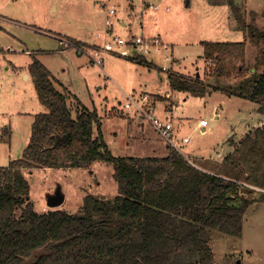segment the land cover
<instances>
[{
	"label": "rangeland",
	"instance_id": "obj_1",
	"mask_svg": "<svg viewBox=\"0 0 264 264\" xmlns=\"http://www.w3.org/2000/svg\"><path fill=\"white\" fill-rule=\"evenodd\" d=\"M137 1L0 0V15L6 19L0 21V166H8L23 156L35 115L46 111L33 78L25 77L33 58L27 52L30 50L69 92L77 95L82 105L97 109L104 140L115 156H166L169 152L170 143L152 124L125 107L128 97L138 99L144 91L157 105L156 113L161 118H166L164 107L175 104L174 123L183 121L177 134L181 138L192 136L189 144L178 142L181 152L203 165L193 155L203 150L213 161L210 169L224 171L215 166H219L221 160L223 164L224 157L234 150L231 142L237 144L263 119L264 115L257 114L259 104L219 90L206 96L178 93L168 98L167 93L172 94L168 73L175 71L191 77L199 74L214 87L235 84L238 78L219 81L210 76L212 63L204 58L202 42L247 41L246 64L254 71L253 66L263 57L264 41L254 44L237 27L229 0ZM145 1L158 4L160 9L148 7L145 10ZM233 1L242 7L249 23L255 22L264 29V0ZM110 8L116 10L112 36L132 39L140 34H161L168 48L153 50L146 56L154 66L150 68L135 62L131 57L139 53L129 45L124 48L130 58L124 51L115 49V52L105 53L104 63L93 62L90 55L112 40L110 34L106 35L105 23ZM60 39L66 41V45H62ZM75 39L85 41L84 52L68 46ZM184 96L188 97L187 101ZM71 103L74 108L78 106L74 98ZM215 108H218V119L214 118ZM201 118L210 122L206 133L194 129ZM113 173V164L95 162L88 168H37L26 171L25 175L37 211L50 209L48 197L60 189L65 200L58 208L77 212L87 194L107 198L118 195ZM245 187L242 200L256 201L245 214L242 235L210 231L215 264H264V191ZM238 203H242L240 198Z\"/></svg>",
	"mask_w": 264,
	"mask_h": 264
},
{
	"label": "trees",
	"instance_id": "obj_2",
	"mask_svg": "<svg viewBox=\"0 0 264 264\" xmlns=\"http://www.w3.org/2000/svg\"><path fill=\"white\" fill-rule=\"evenodd\" d=\"M229 4L237 27L254 44L263 42L264 29L249 23L233 0ZM202 44L212 63L210 76L238 82L214 87L199 74L171 71V89L245 97L264 115V53L251 71L247 41ZM70 45L82 49L86 43L75 39ZM32 56L28 68L46 111L35 115L23 156L0 166V264H215L210 231L240 237L245 214L256 201L242 200L243 183L264 189V117L225 156L224 171L210 170L212 165L198 164L172 146L166 156L117 157L104 140L97 109L82 105ZM131 58L154 66L144 55ZM95 162L113 164L116 197L87 194L77 212L35 209L26 171L88 168Z\"/></svg>",
	"mask_w": 264,
	"mask_h": 264
},
{
	"label": "built area",
	"instance_id": "obj_3",
	"mask_svg": "<svg viewBox=\"0 0 264 264\" xmlns=\"http://www.w3.org/2000/svg\"><path fill=\"white\" fill-rule=\"evenodd\" d=\"M149 8H153L155 10L160 9L158 4L150 2L148 4ZM168 10V8H167ZM116 14V10L114 8H110L107 11L105 23L107 27L106 35H111L112 40L107 41L102 48L96 49L91 58L93 62L104 63V55L108 51L115 52V49L119 51L125 52V46L129 45L133 50L137 51L139 54L147 56L150 55L153 50H160L161 48H168L159 36L149 37L143 34L135 35L132 39L120 37V36H112L113 35V16ZM142 27V26H141ZM62 45H66V41L61 40ZM70 42L68 43L69 46ZM9 49H13L12 47L8 46ZM82 52V49H80ZM127 55L128 53L125 52ZM163 69L166 70L167 67L163 66ZM167 97H172L171 94H167ZM157 105L153 100H150L149 96L144 94L140 98H133L128 97V102L125 104V107L130 110H134L138 113L140 119L148 121L152 124L155 130L170 143V146L180 150L178 147V142L180 140L183 141L185 144H189L192 141V136H185L181 138L175 133L174 125L171 121L167 118H161L157 112ZM210 122L207 118H201L198 120L196 130L201 131L202 133H206L209 129ZM244 186H250L253 189H258L264 191V189L253 186L249 183H243Z\"/></svg>",
	"mask_w": 264,
	"mask_h": 264
},
{
	"label": "crops",
	"instance_id": "obj_4",
	"mask_svg": "<svg viewBox=\"0 0 264 264\" xmlns=\"http://www.w3.org/2000/svg\"><path fill=\"white\" fill-rule=\"evenodd\" d=\"M137 2H139V0L137 1ZM150 2H152V1H145L144 2V7H145V10L148 8V4L150 3ZM5 21L6 19L3 17L2 18V15H0V21ZM123 25H127L126 24V22L124 21L123 22ZM142 27H143V25H142ZM147 36V35H146ZM149 37H155V36H159L160 38H161V40L166 44V45H168L164 40H163V38H162V36H161V34H158V35H148ZM60 41H61V39H60ZM81 41H83V40H81ZM85 42V41H84ZM86 42H88V41H86ZM95 44H97V43H95ZM11 47V46H10ZM62 48H64L63 46H62ZM68 48V47H67ZM67 48H64V49H67ZM28 53H30L31 55H32V52L30 51V50H28L27 51ZM82 52H84V51H82ZM91 56V55H90ZM126 57H128V58H130L129 57V53H128V55H125ZM32 62V61H31ZM136 62V61H135ZM29 67V66H28ZM13 68H16V66H14ZM169 75V74H168ZM25 77L28 79V78H31L32 76H31V74H30V71H29V68H27L26 70H25ZM168 79V78H167ZM168 83H169V81H168ZM171 89V88H170ZM171 92H172V94L171 93H167V94H171L172 96H175L176 97V95L178 94V93H183L184 95H185V93H187V92H179V91H175V90H172L171 89ZM145 94V93H147V92H141V94ZM154 94V93H153ZM190 94V93H189ZM75 96H77V95H75ZM184 101H187V99H188V97H185L184 96ZM79 102L82 104L83 102L82 101H80L79 100ZM87 107V106H86ZM157 107V106H156ZM174 107H175V104L174 103H172V105H170V106H168V105H166V107H164V112H165V114H166V118L169 120V121H171L172 123H173V125H174V129H175V133L177 134L178 132V130H177V128H179V130H180V127H181V124H183V121H180L179 123H177V124H175L174 123V113H175V110H174ZM88 108V107H87ZM90 109V108H89ZM96 109V108H95ZM92 110V109H91ZM218 108H215V110H214V118L215 119H218L219 118V113H218ZM160 116V115H159ZM197 123H198V121H197ZM197 123H196V125H195V127H194V129L196 128V126H197ZM178 135V134H177ZM179 136V135H178ZM235 142L233 141V142H231V145H232V147H234L235 146ZM194 157H198V158H200V160H201V162H203V163H205V164H207L208 166H211L213 163V161H211V159L210 158H208V157H206L205 156V153H204V151L203 150H201L200 151V153H198L197 151L196 152H194ZM225 158V157H224ZM224 162V161H223ZM219 166H216V167H221L222 168V160H221V163L219 162V164H218ZM210 170H212V169H210ZM213 171H216V170H213ZM218 172H219V170H218Z\"/></svg>",
	"mask_w": 264,
	"mask_h": 264
},
{
	"label": "water",
	"instance_id": "obj_5",
	"mask_svg": "<svg viewBox=\"0 0 264 264\" xmlns=\"http://www.w3.org/2000/svg\"><path fill=\"white\" fill-rule=\"evenodd\" d=\"M69 136H70V133L66 134V136H64L63 140L67 141ZM64 200H65V196L61 192V190L59 189L54 194H51L48 197V206H49V208H58L63 204Z\"/></svg>",
	"mask_w": 264,
	"mask_h": 264
}]
</instances>
